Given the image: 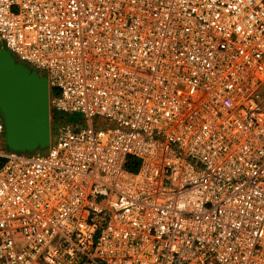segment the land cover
I'll return each mask as SVG.
<instances>
[{"label":"built area","instance_id":"2783aa9c","mask_svg":"<svg viewBox=\"0 0 264 264\" xmlns=\"http://www.w3.org/2000/svg\"><path fill=\"white\" fill-rule=\"evenodd\" d=\"M0 41L50 109L0 116V264H264V0H0Z\"/></svg>","mask_w":264,"mask_h":264},{"label":"water","instance_id":"95a60500","mask_svg":"<svg viewBox=\"0 0 264 264\" xmlns=\"http://www.w3.org/2000/svg\"><path fill=\"white\" fill-rule=\"evenodd\" d=\"M0 116L8 149L33 151L49 145L46 77L17 61L3 47H0Z\"/></svg>","mask_w":264,"mask_h":264},{"label":"rangeland","instance_id":"374dc122","mask_svg":"<svg viewBox=\"0 0 264 264\" xmlns=\"http://www.w3.org/2000/svg\"><path fill=\"white\" fill-rule=\"evenodd\" d=\"M0 47L5 48L4 45H3V43L1 41H0ZM51 116H52V114H51ZM67 118L71 119L72 121H78L79 120V118L77 116H75V115H73V117L67 116ZM96 119L97 118H95L94 120H96ZM51 126H52V122H51ZM2 144H4L3 146H5L7 148V146L5 145V143H2Z\"/></svg>","mask_w":264,"mask_h":264},{"label":"trees","instance_id":"16d2710c","mask_svg":"<svg viewBox=\"0 0 264 264\" xmlns=\"http://www.w3.org/2000/svg\"><path fill=\"white\" fill-rule=\"evenodd\" d=\"M128 168H130L131 170H134L135 169V165L131 163V164L128 165Z\"/></svg>","mask_w":264,"mask_h":264}]
</instances>
